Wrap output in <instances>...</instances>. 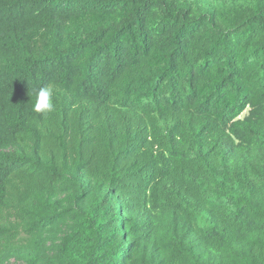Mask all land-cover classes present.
<instances>
[{"label":"trees","instance_id":"obj_1","mask_svg":"<svg viewBox=\"0 0 264 264\" xmlns=\"http://www.w3.org/2000/svg\"><path fill=\"white\" fill-rule=\"evenodd\" d=\"M12 260L264 264V0H0Z\"/></svg>","mask_w":264,"mask_h":264},{"label":"clouds","instance_id":"obj_2","mask_svg":"<svg viewBox=\"0 0 264 264\" xmlns=\"http://www.w3.org/2000/svg\"><path fill=\"white\" fill-rule=\"evenodd\" d=\"M54 86L45 84L34 90L32 111L37 114H48L54 110Z\"/></svg>","mask_w":264,"mask_h":264},{"label":"rangeland","instance_id":"obj_3","mask_svg":"<svg viewBox=\"0 0 264 264\" xmlns=\"http://www.w3.org/2000/svg\"><path fill=\"white\" fill-rule=\"evenodd\" d=\"M10 264H14V261L12 260V261L10 262Z\"/></svg>","mask_w":264,"mask_h":264}]
</instances>
